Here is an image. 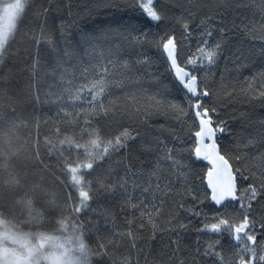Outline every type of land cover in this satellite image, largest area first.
I'll return each mask as SVG.
<instances>
[{
  "label": "snow or ice",
  "instance_id": "obj_1",
  "mask_svg": "<svg viewBox=\"0 0 264 264\" xmlns=\"http://www.w3.org/2000/svg\"><path fill=\"white\" fill-rule=\"evenodd\" d=\"M0 126V264H264V0H0Z\"/></svg>",
  "mask_w": 264,
  "mask_h": 264
},
{
  "label": "trees",
  "instance_id": "obj_2",
  "mask_svg": "<svg viewBox=\"0 0 264 264\" xmlns=\"http://www.w3.org/2000/svg\"><path fill=\"white\" fill-rule=\"evenodd\" d=\"M81 5L89 3V0H80ZM71 19V17H69ZM66 22V21H65ZM82 26H90V21L83 19ZM78 39L74 29H69L68 41L74 43ZM2 127V126H0ZM24 158L22 155L12 154L8 151L7 143L0 139V197L14 194L11 187H8L9 180L24 176ZM22 187L19 189L21 190ZM21 214V213H20ZM23 215V214H22Z\"/></svg>",
  "mask_w": 264,
  "mask_h": 264
},
{
  "label": "rangeland",
  "instance_id": "obj_3",
  "mask_svg": "<svg viewBox=\"0 0 264 264\" xmlns=\"http://www.w3.org/2000/svg\"><path fill=\"white\" fill-rule=\"evenodd\" d=\"M16 179H21V184H16L14 183L13 181L16 180ZM22 184H23V181H22V178L21 177H16V178H12L9 180V183H8V187H11L12 189H14L12 192L13 193H16L18 191H20V187H22ZM21 215L24 214L25 210L24 209H19Z\"/></svg>",
  "mask_w": 264,
  "mask_h": 264
}]
</instances>
